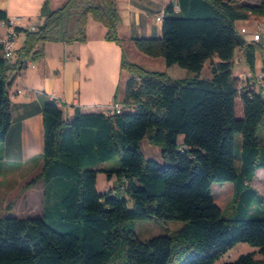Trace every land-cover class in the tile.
Wrapping results in <instances>:
<instances>
[{
    "label": "trees",
    "instance_id": "16d2710c",
    "mask_svg": "<svg viewBox=\"0 0 264 264\" xmlns=\"http://www.w3.org/2000/svg\"><path fill=\"white\" fill-rule=\"evenodd\" d=\"M175 4L164 9L159 38L132 34L129 40L139 52L161 58L167 67L176 64L191 77L173 80L127 59L117 32L116 0H65L54 10L45 0L35 30L15 28L24 39L12 65L2 57L0 43V143L11 123L7 70L40 59L47 42H85L88 16L105 28V41L121 48L119 68L129 74L119 114L75 110L65 118L55 101L43 103L42 167L26 185L42 181V213L0 217V264H215L237 243L256 250L220 264H264V215L249 212L264 205V197L249 185L257 169L264 173V138L258 136L264 99L250 89L238 90L239 80L232 75L236 49L254 71L258 44L243 40L240 46L235 23L250 15L264 18V0ZM5 19L0 10V21ZM206 61L210 77H201ZM237 98L240 118L235 116ZM235 134L240 135L237 166ZM143 137L159 147L162 162L143 156ZM113 158L118 159L115 171L97 168ZM98 171L124 179L126 197L99 193ZM226 182L232 184L231 202L239 210L232 218L221 215L211 196L214 183ZM139 219L183 225L173 236L140 240L131 228V221ZM255 252L261 257L255 258Z\"/></svg>",
    "mask_w": 264,
    "mask_h": 264
},
{
    "label": "crops",
    "instance_id": "0c3cea01",
    "mask_svg": "<svg viewBox=\"0 0 264 264\" xmlns=\"http://www.w3.org/2000/svg\"><path fill=\"white\" fill-rule=\"evenodd\" d=\"M44 1L0 0V10L5 12L7 18L22 16L23 22L18 25L20 28L29 26L36 28L42 20L39 11ZM257 1L237 0V3ZM64 2L65 0H48V5L54 10L60 8ZM171 3L175 4V0H116L120 18L117 32L123 41V47L125 44L133 49L134 46L129 40L132 34L136 37L159 38L161 20H156V17L159 15L163 17L165 7ZM37 18V22L32 23V20ZM249 20L264 24L262 17L250 15L244 22ZM241 28L244 27L241 26L239 30ZM5 33L6 29L0 21V42ZM85 34V42L71 44L47 42L42 46L44 55L40 59L36 61L26 59L24 68L18 70L12 66L7 70V81L10 82L7 92L11 101V123L4 141L0 143V164L8 166L3 171L0 169L1 186L5 173L14 171L18 168L17 165L27 167L28 173L41 170L43 150L41 109L44 102L55 101L65 118H70L75 110L83 114H104V108L114 102L113 95L117 89V101L121 102L124 83L129 77L126 71H120L119 68L121 48L114 42L104 40L105 28L93 21L90 16L87 18ZM23 39V33L18 32L14 51L21 46ZM241 59L242 53L236 58V63H240ZM14 61L13 53L9 64L12 65ZM32 189L33 187H30L24 191L25 194L21 197L25 200L21 199L18 202L16 200L15 206L18 204L16 209L10 206L8 209L15 211L26 209ZM43 195L42 183V206ZM2 200L9 201V194ZM42 206L34 213V217L41 216ZM0 213H2L0 217H15L6 216L4 214L8 213L1 211Z\"/></svg>",
    "mask_w": 264,
    "mask_h": 264
},
{
    "label": "rangeland",
    "instance_id": "374dc122",
    "mask_svg": "<svg viewBox=\"0 0 264 264\" xmlns=\"http://www.w3.org/2000/svg\"><path fill=\"white\" fill-rule=\"evenodd\" d=\"M38 20H32V23H36ZM245 20H240L235 23V28L237 33L241 36V38L247 42L248 38L252 37L254 33L259 34V40L256 42L258 44V48L255 52V70L253 73H257L262 70L264 72V37L260 34V31L257 28V21L249 20L244 22ZM259 24V23H258ZM243 26L246 29V33H239V28ZM124 49L127 55V59L131 62L139 64L146 70L149 71H163L165 74L173 79H182L186 77H191L193 73H189L186 69L179 67L176 64H172L170 66H166L164 61L161 58H152L149 57L137 49L133 47H127L124 44ZM241 56V51L236 49L233 55V67H232V75L236 76L239 79V76L243 73H252L250 69L245 65L243 58L240 63H236V58ZM212 62H216V58L213 57ZM201 77H210V62L206 61L203 64V67L200 72ZM241 81V80H240ZM121 111V110H120ZM235 116L237 118L242 117V105L239 99H236L235 103ZM259 139L262 141L264 138V126H260L258 129ZM180 139V138H179ZM139 148L142 152L143 156L146 159H154L158 162H162L160 157V149L157 146L151 145L147 142L146 138L143 137L139 142ZM239 150H240V135H234V152L236 155L235 165L237 166L239 163ZM18 168L14 169V171L5 173L3 186L0 185V211L6 216L14 215L17 218L23 217H34V213L40 210L42 206V181L35 180L34 184L30 187H33L32 193H30V200L27 201L26 209L23 211L9 210L8 207L17 208L16 200L21 201L25 200L21 196L26 189L30 187H26V185L33 179H36L41 170L33 173H28L27 167L17 165ZM20 166V167H19ZM8 166L7 164H0V169L3 171ZM97 168L102 169L103 171H115L118 168V159L113 158L111 160L105 161L97 166ZM125 184L124 179H118L116 174L110 173V176L107 177L106 172L98 171L96 174V184L95 188L99 193H105L107 191L110 192L111 195L124 196L126 197L123 189V185ZM249 185L257 191V193L264 197V173L261 169H257L255 171L254 176L249 182ZM232 184L230 182H226L223 184L214 183L211 186V196L213 197L214 202L218 205L221 210V215L223 217H234L237 213H239L238 208L234 203L231 202V194H232ZM13 191V192H12ZM22 193V194H21ZM9 194L10 202L8 200H2L4 197H7ZM21 194V195H20ZM14 196V197H12ZM9 202V203H8ZM3 203L5 206H2ZM131 204L127 201V207H130ZM251 214L255 215H264V205L256 204L252 206L249 210ZM2 214V213H0ZM130 223V222H129ZM183 225L182 221L175 220H154V219H139L131 221V228L136 235V237L140 240H147L160 235H170L173 236L177 233L180 227ZM256 248L246 244V243H237L234 245L229 251H227L224 255H222L218 260L215 261V264H220L226 261H232L236 259L239 255L245 254L251 251H255ZM255 258H260L261 255L255 252Z\"/></svg>",
    "mask_w": 264,
    "mask_h": 264
},
{
    "label": "built area",
    "instance_id": "2783aa9c",
    "mask_svg": "<svg viewBox=\"0 0 264 264\" xmlns=\"http://www.w3.org/2000/svg\"><path fill=\"white\" fill-rule=\"evenodd\" d=\"M176 5V4H174ZM156 20H161V16H157ZM23 22L22 16H14L12 18H7L1 23L6 29L5 36L3 40L0 42L2 45L1 48V55L2 57L9 63L10 59L14 53V42L15 37L17 36V32L15 30L16 27H19ZM257 28L260 31V34L264 37V24H257ZM29 30H35V27L29 26L27 27ZM239 33L243 34L246 33L244 28H241ZM259 34L254 33L250 40L247 42H258ZM238 90L241 89H250L254 92H257L261 95L264 99V72L262 70L258 71L257 73H243V81L237 82ZM122 109V104L120 102H113L112 104L106 106L104 108V115H112V114H119V110Z\"/></svg>",
    "mask_w": 264,
    "mask_h": 264
},
{
    "label": "water",
    "instance_id": "95a60500",
    "mask_svg": "<svg viewBox=\"0 0 264 264\" xmlns=\"http://www.w3.org/2000/svg\"><path fill=\"white\" fill-rule=\"evenodd\" d=\"M236 39H237L239 45L242 46L243 45V39L241 38V36L238 33L236 34Z\"/></svg>",
    "mask_w": 264,
    "mask_h": 264
},
{
    "label": "bare ground",
    "instance_id": "6f19581e",
    "mask_svg": "<svg viewBox=\"0 0 264 264\" xmlns=\"http://www.w3.org/2000/svg\"><path fill=\"white\" fill-rule=\"evenodd\" d=\"M174 11H175V12L178 11V8H177L176 6H174ZM238 80H239V81H240V80L243 81V75H240Z\"/></svg>",
    "mask_w": 264,
    "mask_h": 264
}]
</instances>
